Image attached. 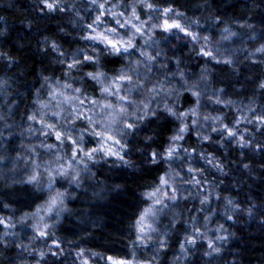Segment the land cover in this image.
Returning a JSON list of instances; mask_svg holds the SVG:
<instances>
[{"label":"trees","instance_id":"1","mask_svg":"<svg viewBox=\"0 0 264 264\" xmlns=\"http://www.w3.org/2000/svg\"><path fill=\"white\" fill-rule=\"evenodd\" d=\"M47 3L55 7L49 10L44 0H0V264H76L75 255L88 252L156 264H264V51H258L264 49V0ZM101 5L112 13L134 11L139 19L167 9L197 37L213 42L223 37L228 44L226 59L214 63L187 40L160 42L164 84L181 88L201 80L227 107L209 106L205 112L222 115L235 135H185L179 154L193 160L199 186L185 189L170 208L154 248L137 246V223L148 194L167 173L165 157L180 128L178 114L192 117L190 93L170 100L166 112L151 114L128 136L125 166L90 167L46 237L20 229V221L46 198L41 189L18 182L27 168L18 160L25 155L24 137L48 125L40 109L51 105L57 90L77 105H94L99 88L88 73L115 75L126 65L121 56L86 40L91 23L84 10ZM52 148V156L62 155L58 146ZM39 154L45 163L52 161L48 153ZM197 232L208 245L196 239Z\"/></svg>","mask_w":264,"mask_h":264},{"label":"rangeland","instance_id":"2","mask_svg":"<svg viewBox=\"0 0 264 264\" xmlns=\"http://www.w3.org/2000/svg\"><path fill=\"white\" fill-rule=\"evenodd\" d=\"M103 9L101 6H89L84 10V16L89 14L88 21L91 23L87 26L86 40L108 55L121 56L126 65L115 75L106 76L99 73L101 74L99 78L94 79L99 88V99L94 105L86 108L77 105L76 99L66 96L62 90H57L52 93L51 105L46 109H40L43 115H48V125L46 129L38 128L37 131L34 130L29 136L24 137L27 143L23 148L25 155L18 160L22 159V163L27 164V168L23 169L21 180L17 181L41 189L46 198L34 214L20 221V229L31 230L39 238L46 237L52 225L62 219V215L67 210L66 204L73 198L72 192L80 189L77 183L89 172L90 167L106 164L125 166L128 136L138 130L139 124L147 120L151 114L156 111L166 112L170 100L190 93L192 104L189 107L194 106L192 111L190 110L192 117L187 120L186 115H182L184 113L178 114L180 128L175 137L180 138L174 139L168 149V152L172 150L171 157L168 156V152L165 157L169 171L167 170L157 189L152 192L155 195L150 198L148 194L146 208L141 214L143 215L149 208L152 212L143 221L140 219L141 215L137 223V246L154 248V241L161 233V221L168 218L170 208L184 195L185 189L199 186V179L191 167L193 160L188 154H183L182 157L179 154L180 142L189 131L196 138H200L199 135L202 133L219 137L221 133L229 135L234 133V131L230 132L229 127L222 120V115L205 112L209 106L217 105L219 110L221 107L223 109L227 107L215 97L213 92L207 91L200 85L201 80L196 83L184 82L180 85L181 88L177 87L178 84L172 86L164 84L167 72L163 54L159 51L160 42L171 39L179 43L181 40H187L201 56L211 59L214 63L226 59L228 44L223 37L216 42L197 37L183 28L169 12L160 15L158 10H153L139 19L136 13L133 15L134 11L112 13ZM172 24H179L183 31L175 27L166 28V25ZM101 33L115 43L121 49L120 52H116L105 40L90 38ZM125 48L127 51H124ZM154 72L160 73L159 76ZM105 89L108 91L105 92ZM178 108L180 112V107ZM213 113L220 114L219 111ZM41 123L40 126L45 125L43 119ZM181 128L185 131L180 132ZM97 133L101 135H96ZM231 140L238 144L235 138ZM33 146H36V149ZM55 146L59 147L58 150H61L59 152L62 155L54 152L53 156L51 155L52 149L56 151V148H52ZM39 153L44 155L48 153V161L49 155L52 161L45 163ZM203 159L204 157H201L200 162ZM182 161L184 166L180 168L179 163ZM53 198H56L54 204ZM201 234L197 232L196 239L207 244V239L205 240ZM109 258L103 259L88 252L76 254L74 260L76 264H112ZM120 261H124L125 264H156L150 261H137L136 258Z\"/></svg>","mask_w":264,"mask_h":264},{"label":"snow or ice","instance_id":"3","mask_svg":"<svg viewBox=\"0 0 264 264\" xmlns=\"http://www.w3.org/2000/svg\"><path fill=\"white\" fill-rule=\"evenodd\" d=\"M44 2L46 3V6H47V8L49 9V10H52L54 7H55V4L54 3H47V0H44ZM101 7H102V5H101ZM166 12L167 11H170V10H165ZM133 15H135V13H133ZM168 27H175V28H178V29H180L181 31H183V29L181 28V26L179 25V24H172V25H166V28H168ZM137 31H139V29H137ZM188 35H191V33H188ZM91 39H101V40H105V41H107L108 42V44L113 48V49H115L116 50V52H120V48L119 47H117V45L115 44V43H113L111 40H108V37L107 36H105L104 34H98L97 36H95V37H90ZM194 39H195V37H193ZM129 46H131L130 45V42H129ZM124 51H127V48H125L124 49ZM258 51H264V49H261V50H258ZM206 55H208V53H205ZM71 67V66H70ZM88 75L89 76H92V78L93 79H98L99 78V76L101 75V74H99V73H97V74H92V73H88ZM121 79H124V77H121ZM261 87H264V84H262L261 85ZM108 91V89H105V92H107ZM33 119L35 118V117H32ZM129 127H131V125H129ZM185 131V129L184 128H181L180 129V132H184ZM96 135H101L100 133H97ZM230 135H235L234 133H230ZM57 138H59V134H57ZM180 137L179 136H177V137H173V139H179ZM109 139H111V137H109ZM118 143V142H117ZM242 146H244V145H242ZM95 151V150H94ZM86 155H90L89 153H86ZM171 155H172V150H170L169 152H168V156L169 157H171ZM164 183H167V181H163ZM58 195H62V194H58ZM155 195V193H150L149 194V197L151 198L152 196H154ZM55 199L56 198H53V204L55 203ZM160 201H157V203H159ZM152 212V209L151 208H149V209H146L145 210V212H144V214L141 216V221H143L144 220V218L148 215V214H150ZM42 235H43V233H41ZM111 261H112V264H125V262L124 261H120V260H115V259H113V258H109Z\"/></svg>","mask_w":264,"mask_h":264}]
</instances>
